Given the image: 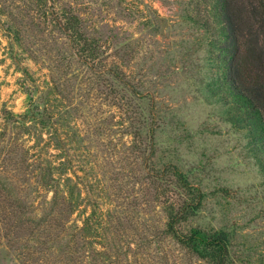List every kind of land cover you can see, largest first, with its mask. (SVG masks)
Instances as JSON below:
<instances>
[{"label":"rangeland","instance_id":"rangeland-1","mask_svg":"<svg viewBox=\"0 0 264 264\" xmlns=\"http://www.w3.org/2000/svg\"><path fill=\"white\" fill-rule=\"evenodd\" d=\"M49 1L72 8L106 55L130 73L141 93L142 110L154 117L152 144L146 142L143 155L132 153L129 144L122 146L115 130L93 137L91 145V139L79 138L70 150L76 175L89 178L93 200L98 198L103 211L115 210L120 218V244L124 248L133 243L129 263H134L135 250L141 264L148 256L149 264H160L146 243L149 233L165 221L149 174L152 168L172 164L205 194L202 208L183 228L225 233L230 264H264V177L242 134L225 121L221 105L206 96L210 66L202 36L183 20L188 0ZM40 2L0 0V128L6 114L25 112L31 90L41 89L48 80V56L56 60L62 51L58 32L44 23L48 15ZM15 32L22 45L12 40ZM63 66L57 69L58 80ZM80 79L62 76L61 83L69 89L71 80L76 90ZM7 125L6 138L26 146L21 128ZM53 154L49 150L48 157ZM5 184L0 182V191L3 200H9L2 206L20 212L27 223L29 198L37 204L45 194L28 196L21 177L18 196ZM82 221L76 217L73 224L80 228ZM44 242L29 234L27 224L14 228L9 237L0 235V264H64L66 257L49 255ZM160 249L168 264H187L171 242L161 241Z\"/></svg>","mask_w":264,"mask_h":264},{"label":"trees","instance_id":"trees-1","mask_svg":"<svg viewBox=\"0 0 264 264\" xmlns=\"http://www.w3.org/2000/svg\"><path fill=\"white\" fill-rule=\"evenodd\" d=\"M187 2L183 20L202 36L210 66L206 96L221 105L225 121L242 134L264 177V0ZM40 6L48 15L44 23L59 34L62 51L56 60L47 55L52 61L48 80L41 89L31 90L25 112L6 114V124L0 128V182H7L5 186L18 196L21 177L28 196L43 192L45 197L37 204L29 198L32 210L26 223L20 212L4 209L2 201L9 199L3 200L0 191V235L7 238L14 228L27 224L30 235L44 238L49 255L66 257L64 264H132L133 243L124 248L120 244L124 235L120 218L115 210L103 211L98 198L93 200L89 178L76 175L70 150L79 138L91 139V145L93 137L115 130L122 146L129 144L132 153L143 155L146 142L152 144L154 117L142 110L141 93L130 73L106 55L70 6L56 7L49 0ZM20 37L15 32L12 40L22 45ZM59 66L65 71L58 80ZM68 75L81 78L79 88L74 90L71 80L69 89L63 86L61 78ZM7 124L21 128L26 146L6 138ZM49 150L55 154L48 157ZM149 176L165 221L149 233L146 243L160 264H168L161 241L171 242L187 264H230L225 233L183 228L203 206L201 189L172 164L152 168ZM76 217H83L80 228L73 224ZM133 256V264H141L135 250ZM150 260L148 256L142 264Z\"/></svg>","mask_w":264,"mask_h":264}]
</instances>
